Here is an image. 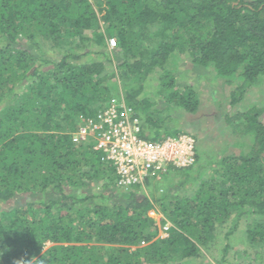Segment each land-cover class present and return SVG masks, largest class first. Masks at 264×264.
<instances>
[{
  "label": "trees",
  "instance_id": "trees-1",
  "mask_svg": "<svg viewBox=\"0 0 264 264\" xmlns=\"http://www.w3.org/2000/svg\"><path fill=\"white\" fill-rule=\"evenodd\" d=\"M181 54L211 83H235L228 106H242L264 77V0H0V264H223L231 245L213 263L201 249L241 222L252 252L227 264H264V105L222 112L239 137L252 135L249 153L197 154L151 197L118 190L93 142L72 141L78 115L118 95V79L145 138L184 132L155 117L153 99H135L157 75L166 110L195 112L192 86L175 83Z\"/></svg>",
  "mask_w": 264,
  "mask_h": 264
},
{
  "label": "rangeland",
  "instance_id": "rangeland-1",
  "mask_svg": "<svg viewBox=\"0 0 264 264\" xmlns=\"http://www.w3.org/2000/svg\"><path fill=\"white\" fill-rule=\"evenodd\" d=\"M109 49L110 51L114 52L116 46L110 47ZM100 58L98 59L101 61ZM177 61V71L174 74L176 75V87L182 89L187 85L192 86L199 99V105L195 112L189 113L179 108H172L170 112L169 110H166L167 107H170V104L163 101L164 93L159 88L157 75L155 78L150 76L151 78H149L146 82H143L142 89L136 94L135 99H147L149 101L153 99L154 107L159 109L156 110V112L158 111L156 115L153 112L155 117H158V114H161L160 116L170 115L171 123H169L168 126H173V129L178 128L182 131L184 130L185 132L192 133L197 140L196 154H198L200 161L212 155H216L217 158H220L222 156L236 154V152L241 154L249 153L253 143L252 135L248 134L247 136L242 135L239 137L238 133L234 131L232 124L228 123V121H225L224 114L222 112H228L230 115H232L236 112L235 109L243 110L244 108H249L252 106H263L264 77L256 80L254 84H252L253 87L250 88L244 96L242 106H232L230 108V106H228V92L233 89L235 83L226 84L221 78L216 82L211 83L208 79V74L207 79L202 78L203 75L201 74L203 73L198 72V68L194 66L187 54H181L177 58ZM206 71L211 74L212 68L208 67L206 68ZM112 79H115V77ZM118 83H120L118 89L120 91L121 88L122 92L125 90V85L128 86L122 79L120 81L118 79ZM122 96L125 99L124 92L122 93ZM244 105L248 106L244 107ZM195 165L196 164H194V166ZM167 170H169L168 175L164 174L165 172H163L160 173L159 178L148 177L143 186L135 187L133 191L138 194L145 193L149 197H151V193L153 192L154 195L157 193V191L160 192L162 190V186L157 181H164L168 176H170V174L173 173L172 168ZM211 171L212 170L207 167L204 172H206L208 175H212ZM116 188H118V190H123L117 186ZM173 193L177 194L178 192L173 190ZM147 214L154 218L155 224L157 226H160L161 220L164 218L160 211L157 209H150L148 210ZM242 227L243 223L241 222L239 225V232ZM239 232L235 231L227 240H224L222 238V234H219V236L214 239V244H210L208 249L203 247L200 252V255L203 256V262L213 263V259H215L213 257H218L216 253L220 255L222 254L220 251L225 243L231 245L228 253L224 256L228 262L241 263L248 261L250 258V253L245 250L249 249V251H251V249L250 247L245 249L246 246L243 244L245 241V236L240 235ZM158 236L166 237L168 236V233L161 234L158 230ZM49 245V242L45 243L43 249H46V247ZM228 262L223 264H227ZM193 263V260L189 262V264ZM167 264L173 263L172 261H169Z\"/></svg>",
  "mask_w": 264,
  "mask_h": 264
},
{
  "label": "built area",
  "instance_id": "built-area-1",
  "mask_svg": "<svg viewBox=\"0 0 264 264\" xmlns=\"http://www.w3.org/2000/svg\"><path fill=\"white\" fill-rule=\"evenodd\" d=\"M108 46H116L114 38L108 39ZM138 118L122 95L111 97L94 115L82 119L73 141H92L101 158L113 167L117 184L123 188L143 186L148 177L158 178L168 167H188L195 162L197 143L192 133L184 131L151 140L141 134ZM170 226L166 221L158 230L166 234Z\"/></svg>",
  "mask_w": 264,
  "mask_h": 264
},
{
  "label": "clouds",
  "instance_id": "clouds-1",
  "mask_svg": "<svg viewBox=\"0 0 264 264\" xmlns=\"http://www.w3.org/2000/svg\"><path fill=\"white\" fill-rule=\"evenodd\" d=\"M122 93H123V92H122V90H121V88H120V91L118 92V95H114V96H111V97L120 96V95H122ZM111 97H110V98H111ZM110 98H109V99H110ZM124 100H125V99H124ZM126 103H127V102H126ZM97 111H98V110H97ZM97 111H96V112H97ZM87 116H88V114H87ZM78 117L80 118V121H81V120H82L83 118H85L86 116H84V115H78ZM80 125H81V124H79V125L76 127V129L73 130V131L71 132L72 141H73V133L76 132V131L78 130V128L80 127ZM174 135H175V134H174ZM165 136H168V135H165ZM165 136H164V137H165ZM162 138H163V137H162ZM162 138H161V139H162ZM158 140H160V139H158ZM73 142H74V141H73ZM82 142H92V141H90V140L87 141V139H86V140H81L80 142H74V143H77V144H78V143H82ZM196 143H197V140H196ZM196 157H197V154H196ZM101 159H102V158H101ZM195 161H196V160H195ZM106 162H108V161H106ZM108 163H109V162H108ZM109 164H110V163H109ZM193 164H195V162H194ZM193 164H192V165H193ZM110 165H111V164H110ZM190 166H191V165H190ZM111 167H112V166H111ZM188 167H189V166H188ZM112 168H113V167H112ZM170 168H172V167H168L167 169H170ZM173 168H175V167H173ZM182 168H183V167H182ZM113 170H114V169H113ZM167 171H168V170H166L165 172H167ZM114 173H115V172H114ZM159 177H160V176H159ZM159 177H158V178H159ZM116 186L119 187V188H121V189H123V190H126V189H134L136 185H135V186H132V187H128V188L120 187V186L117 184V177H116ZM141 186H142V185H139L138 187H141ZM2 254H3V253L0 252V255H2ZM16 264H24V262L18 260V261H16ZM28 264H32V261L28 262ZM40 264H43V262L40 261Z\"/></svg>",
  "mask_w": 264,
  "mask_h": 264
}]
</instances>
